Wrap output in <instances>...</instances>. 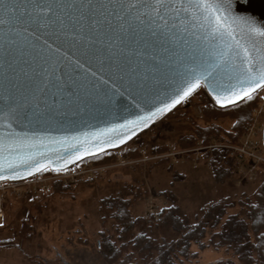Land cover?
Masks as SVG:
<instances>
[{"label":"snow or ice","instance_id":"6c2138e0","mask_svg":"<svg viewBox=\"0 0 264 264\" xmlns=\"http://www.w3.org/2000/svg\"><path fill=\"white\" fill-rule=\"evenodd\" d=\"M201 90L220 108L264 99V25L232 0H0V180L59 172L89 139L124 144ZM118 98L144 114L68 134L83 107L110 115Z\"/></svg>","mask_w":264,"mask_h":264},{"label":"trees","instance_id":"16d2710c","mask_svg":"<svg viewBox=\"0 0 264 264\" xmlns=\"http://www.w3.org/2000/svg\"><path fill=\"white\" fill-rule=\"evenodd\" d=\"M196 94L162 119L186 123L188 129L192 127L191 132L184 129L185 132L174 138L165 140L160 137V143L154 148H147L149 157L153 154H167L168 144L178 150L196 148L200 140L205 143L210 135L219 137L218 140L221 141L217 142L222 144L239 143L238 140H241L246 125L251 120L252 108L257 99L236 108H220L205 102L201 104L206 96L204 91ZM197 97L201 115L195 113L194 117L191 103ZM171 115L173 117L169 118ZM261 148L264 151L262 144ZM120 152L138 158L141 156V145L121 147ZM115 153L116 150L106 151L87 161L94 165L109 164L113 162ZM193 158L194 153H190L182 158L183 162L178 160L175 163L171 157L166 156L153 157L146 163L151 186L156 188V195L167 202L161 207L157 217H147L143 211L133 215L131 211V207H134L141 196L139 174L135 177L136 181L126 183L116 192L101 198L99 207L102 222H109L106 230L100 234L97 249L105 264H160L162 259L165 264H204L198 263L197 258L199 251L206 248L221 250L224 255L208 264L264 263V165L258 166L252 175L257 180L255 186L246 191L237 189V197L227 195L195 211L184 209L179 201L180 196L170 190L175 182H181L184 178L183 173L175 167H181L185 163L192 166ZM206 158L210 161L208 170L219 184L232 178L241 181V184H237L239 189L249 186L245 179L241 180L239 162L237 157L230 155V150L211 148L200 151L199 164L203 165L202 160ZM155 167L165 168L172 174L166 186L159 185V176L153 173ZM139 168L138 165L137 171ZM59 183H52V190L48 194L53 195L72 187ZM229 214H235L234 227L227 234H222L217 220L223 222L224 217ZM192 246L196 249H192Z\"/></svg>","mask_w":264,"mask_h":264},{"label":"rangeland","instance_id":"374dc122","mask_svg":"<svg viewBox=\"0 0 264 264\" xmlns=\"http://www.w3.org/2000/svg\"><path fill=\"white\" fill-rule=\"evenodd\" d=\"M198 98H194L191 103L194 108L191 110L194 117L201 115ZM203 99L201 104L205 102L215 105L207 94ZM262 101L263 99L257 98L252 113L255 108L258 109ZM171 117L173 115L169 118ZM177 122L161 119L123 146L141 145V156L138 158L123 155L119 148L116 149L112 163L104 165L92 163L91 170L87 172L84 179L69 184L58 182L66 187L72 186L65 191L50 195L48 194L52 190L50 187L45 192L36 191L23 195L22 198H9L4 202V216L0 218V264H105L97 249L101 240L100 234L106 230L109 222L107 221V224L102 222L99 207L101 198L116 192L126 183L131 184L132 181H136L135 177L139 174L138 185L141 196L134 207H131V211L133 215L140 214L141 211L146 215L148 214L146 211L152 207L154 214L158 215L161 207L167 202L163 197L157 196L156 188L151 186L146 163L153 157H166L164 156L166 154L162 156L153 154L149 157L147 148H154L160 143V137L161 139L164 137L165 140L171 139L184 129L186 132H191L192 127L188 129L186 123L178 122L177 124ZM218 138L210 135L205 143L200 140L196 147L221 141ZM256 140L262 144L260 134H257ZM167 146L169 151L170 149L178 150L170 144ZM117 153L120 154L119 157ZM172 160L178 163L177 160L173 158ZM205 160H202L203 165L197 162L192 166L185 163L181 167H175L183 173L184 178L181 182H175L170 190L180 196L179 201L186 210L199 211L201 207L219 201L227 195L237 197V189L246 191L256 185L257 180L253 176L247 179L241 177V180L245 179L249 186L246 185L240 189L237 184H241V181H235L232 178H227L224 184H219L208 170L209 159ZM138 165L139 171H137ZM154 169L153 173L159 176V185L166 186L172 174L165 168L155 167ZM192 249H196L195 246H192ZM223 256L221 250L206 248L199 251L197 262L208 264Z\"/></svg>","mask_w":264,"mask_h":264},{"label":"built area","instance_id":"2783aa9c","mask_svg":"<svg viewBox=\"0 0 264 264\" xmlns=\"http://www.w3.org/2000/svg\"><path fill=\"white\" fill-rule=\"evenodd\" d=\"M261 95L264 97V93H261ZM260 99L261 98H259V100ZM262 102L264 103V99ZM263 103L258 105L257 110L256 108L253 110L251 120L247 124L246 130L238 144L226 145L217 141H213L211 144L199 146L193 149H170L166 156L178 161L182 160L186 154L197 152L194 154L193 158V163H197L199 161L200 151L211 148H226L230 150V155L237 157L239 162V173L242 175V178H248L252 176L258 166L264 165V151L260 147L261 142L256 140L257 134L261 135L263 130ZM116 155L117 157L120 156L118 153ZM91 165L92 162L83 160L65 170H60L59 172L49 170L36 173L30 177L20 180L0 181V218L4 216V202H6L9 198L18 199L22 198L23 195L28 193L30 194L36 191L45 192L49 190L52 183L62 182L63 184H69L76 180L84 179L87 175V172H90ZM75 166H77V168H74ZM146 213H148L146 214L147 217L151 215L157 217V214H154L155 212L152 207H150Z\"/></svg>","mask_w":264,"mask_h":264},{"label":"water","instance_id":"95a60500","mask_svg":"<svg viewBox=\"0 0 264 264\" xmlns=\"http://www.w3.org/2000/svg\"><path fill=\"white\" fill-rule=\"evenodd\" d=\"M232 3H233V10L236 14L241 15V16L251 17L255 21H257V23L264 25V0H232ZM205 93L207 94L206 91ZM208 97L211 99L209 95ZM118 99H121V103L117 106V108L110 115L105 114V109L102 106L89 105V106L83 107V111H78L77 115L70 117V119L73 121L72 124H68V123L65 124V127L71 129V131L68 134L71 135V134H76L78 132L79 133L88 132V131H92L94 128L104 127L105 121H108L112 119L113 117L116 118L113 122H122L124 118H134L135 115L137 114H140V115L144 114V113H138L135 108L130 107V102L127 98H118ZM211 101L215 104V102L212 99ZM170 112L157 116L149 124L147 128H144L143 126H141V129L137 131L136 136L132 137V139L140 135L142 132L146 131L148 128H150L153 124H155L159 120L163 119ZM53 134L63 135V133H56V132H54ZM261 138H262V146L264 148V124H263ZM81 139H84V137L81 136ZM132 139L127 140L124 144H119L118 142H116L115 147H108L107 145L99 144V148L103 149V151H98L97 146H95L93 142L91 141V139H89L88 144L85 145V147L89 148V151H90L89 155L82 156V159L80 160H75V159H72L71 157H67L68 159H72L71 163L65 165L64 161L61 160L59 165L52 163L49 165V168L51 169L53 167H60L61 170H65L82 160L97 156L106 151L119 149L123 147L124 145H126L128 142H130ZM52 159L54 161L55 157L53 156ZM27 177H30V176H26L24 173H21L20 177L15 180L24 179ZM7 180H12V179H7ZM0 181H5V180H0Z\"/></svg>","mask_w":264,"mask_h":264}]
</instances>
